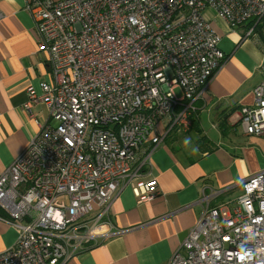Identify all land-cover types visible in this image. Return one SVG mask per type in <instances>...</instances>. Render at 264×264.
Returning <instances> with one entry per match:
<instances>
[{"label": "built area", "instance_id": "built-area-1", "mask_svg": "<svg viewBox=\"0 0 264 264\" xmlns=\"http://www.w3.org/2000/svg\"><path fill=\"white\" fill-rule=\"evenodd\" d=\"M27 8L49 79L26 88L23 106L43 104L48 119L0 173V219L18 232L0 264H64L110 234L107 201L124 186L138 201L159 194L144 175L161 131L189 127L192 103L226 58L206 10L242 27L238 42L260 46L263 78L239 123L264 138V0H31ZM167 264H264V170L231 204L205 205Z\"/></svg>", "mask_w": 264, "mask_h": 264}, {"label": "crops", "instance_id": "crops-1", "mask_svg": "<svg viewBox=\"0 0 264 264\" xmlns=\"http://www.w3.org/2000/svg\"><path fill=\"white\" fill-rule=\"evenodd\" d=\"M30 1L0 0V173L48 119L43 104L29 110L23 106L26 88L39 91V82L49 79L47 57L37 49L27 8ZM205 15L226 58L192 103L189 127H170L165 135L161 131L162 141L151 152L144 175L156 178L159 194L138 201L124 186L107 201L110 234L64 264H167L205 205L231 204L242 193V182L264 170V138L244 133L239 123L240 107L254 103L252 89L263 78L262 51L253 39L238 42L242 27L231 30L210 10ZM106 228L103 224L98 230ZM17 236L0 219V252Z\"/></svg>", "mask_w": 264, "mask_h": 264}, {"label": "rangeland", "instance_id": "rangeland-1", "mask_svg": "<svg viewBox=\"0 0 264 264\" xmlns=\"http://www.w3.org/2000/svg\"><path fill=\"white\" fill-rule=\"evenodd\" d=\"M175 92H176L177 95H180V90L179 89H176ZM205 111H207V110H205ZM232 116L236 118L238 115L234 114Z\"/></svg>", "mask_w": 264, "mask_h": 264}]
</instances>
